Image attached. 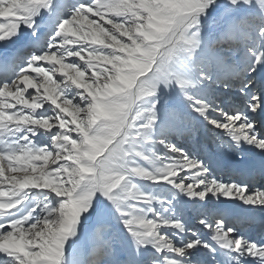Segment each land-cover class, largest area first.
I'll list each match as a JSON object with an SVG mask.
<instances>
[{"label":"snow or ice","instance_id":"1","mask_svg":"<svg viewBox=\"0 0 264 264\" xmlns=\"http://www.w3.org/2000/svg\"><path fill=\"white\" fill-rule=\"evenodd\" d=\"M0 264H264V0H0Z\"/></svg>","mask_w":264,"mask_h":264}]
</instances>
